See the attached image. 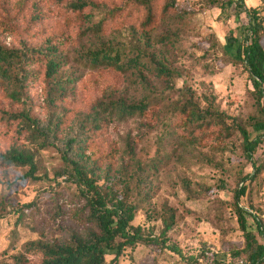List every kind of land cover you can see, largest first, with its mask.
Listing matches in <instances>:
<instances>
[{
	"label": "rangeland",
	"instance_id": "obj_1",
	"mask_svg": "<svg viewBox=\"0 0 264 264\" xmlns=\"http://www.w3.org/2000/svg\"><path fill=\"white\" fill-rule=\"evenodd\" d=\"M98 1L111 4L113 0ZM178 2L185 12L183 17L161 25L151 40L157 55L166 56L176 68L175 75L161 79L144 73L152 87L166 90L161 120L148 123L138 116L126 121L110 119L108 127L96 134V141L101 145L115 142L114 161L95 165L93 149L86 151L84 160L99 176V184L114 183L117 190H130L139 182L144 203L133 224L142 226L146 234L160 235L164 228L163 209L167 205L176 214L168 236L185 254L199 255L202 264H214L212 260L235 262L234 252L244 246V234L234 210L233 195L241 187L242 179L254 174L252 162L244 156L240 136L226 142L206 135L201 140L189 137L175 124L173 107L182 102L179 88L187 85L200 100L212 94L221 110L251 129V117H261L256 106L257 91L246 67L233 61L234 48L224 49L227 35L236 38V44L243 40L242 28L248 18L239 9L238 0ZM244 2L247 7L264 5V0ZM61 6L55 0H0V42L18 48L41 43L56 32L59 23L64 24ZM36 15L39 20L33 18ZM101 15L100 11L93 14L96 21ZM88 25L87 19L81 28L67 32L58 54L61 65L54 81L45 79L43 67H30L33 73L24 90V101L9 97L12 86L0 71V151L13 146L26 148L34 153L37 166L31 175L29 166L0 165V264H14L18 255L24 256L28 263H39L42 255L32 248L31 242L66 239L69 229L66 226L72 225L70 219L61 221L52 217V202L59 198L60 205L66 204L68 208L84 202L75 196L79 191L66 173L61 154L20 133L17 128L21 122L9 123L2 119L4 114L25 107L32 115L46 120L64 111L61 133L66 135L78 121L77 112L89 114L100 110L98 104L103 101H138L149 93L138 72L117 75L109 68L94 67L85 58L90 50L103 45H139L143 41L139 33L122 22L98 36L85 31ZM166 33L172 34L168 44L160 39L163 35L169 38ZM262 44L264 47V37ZM173 129L186 134L175 132L172 137ZM130 151L139 162L131 158ZM158 159H162L158 168L149 169V164ZM254 160L264 161V142L254 153ZM248 183V195L241 204L264 224V172ZM186 184L190 185L189 192ZM130 194L133 200L134 195ZM31 202L33 205L28 206ZM35 206L39 213L34 215ZM248 219L254 227L253 217ZM111 258L107 256V260ZM119 262L185 264L170 249L149 244L127 247Z\"/></svg>",
	"mask_w": 264,
	"mask_h": 264
},
{
	"label": "trees",
	"instance_id": "obj_2",
	"mask_svg": "<svg viewBox=\"0 0 264 264\" xmlns=\"http://www.w3.org/2000/svg\"><path fill=\"white\" fill-rule=\"evenodd\" d=\"M239 9L246 13L247 25L243 26V40L237 43L232 35L226 36L224 49L234 48L233 61L242 64L250 73L255 90L257 91L256 106L260 118L251 117V129L244 125L237 117L221 110L215 98L204 95L200 100L195 90L184 85L179 88L182 102L173 107L175 124L184 129L189 137L201 140L204 135L226 142L235 136L242 140L244 156L252 162L254 174L242 179L241 187L234 191V210L244 234V246L236 249L235 262L212 260L214 264H264V224L252 215L241 204L242 199L248 195L249 183L252 177L257 178L264 172V161L256 162L254 153L258 146L264 142V5L247 7L244 0H238ZM56 5H62L64 24L59 23L56 32L39 44L24 45L22 48L9 47L0 42V71L12 86L8 94L17 102L24 101L23 95L28 83L30 67L37 65L44 70L45 79L54 81L55 75L61 65L58 54L63 49L67 32L75 27H82L85 20L89 25L85 31L102 36L109 32L112 26L126 22L129 29L139 33L143 41L133 46L103 45L98 49L90 50L85 55L86 61L98 68H109L115 74H125L132 70L138 72L142 84L149 93L141 100L126 101L124 99L108 100L99 103L100 110L81 114L77 112L78 121L72 132L63 135L61 125L64 123L66 112L51 116L46 120L32 115L25 107L15 112H7L3 120L7 122H21L18 126L20 133L30 135L40 146L53 148L61 154L67 168V174L77 186V198L84 200L78 207L68 208L61 204L59 198L52 202V217L65 221L70 219L72 225L68 227V237L50 242L33 241L32 248L38 250L42 258L39 263H28L22 255L16 256L14 264H120L119 258L127 247L137 244L155 245L167 248L183 258L185 264H202L199 255L185 254L182 249L171 240L168 232L175 224V210L164 206V218L159 236L146 234L143 227L135 226L133 221L139 207L144 203L139 182L129 190H117L113 184H99V176L93 168L85 162L86 151L94 150L95 165L100 162H113L117 154L115 142L101 145L96 141V134L108 127L110 119L126 121L135 116L144 118L148 123H157L162 117V106L166 102V90L151 86L150 81L144 77L150 72L158 78H169L175 75L176 68L168 58L157 55V48L151 44L153 33L157 28L170 20H179L184 10L179 7L178 0H123L111 4L101 3L98 0H55ZM95 11L102 13L100 20H95ZM38 16H33L37 18ZM39 20V17L37 18ZM160 37L165 44L171 42L172 34ZM226 51V50H225ZM206 103V105L203 104ZM23 103V102H22ZM75 114V115H76ZM150 125V124H149ZM17 130V131H18ZM172 137L175 136L176 129ZM185 135L186 133L177 132ZM97 145V147H96ZM130 156L139 162L134 153ZM162 159L154 160L149 169L156 170ZM139 164V163H138ZM0 165L29 166L30 174L34 175L37 169L34 153L26 148L11 147L0 151ZM190 191V185L186 184ZM134 199L131 200V194ZM141 195V196H139ZM33 205V202L28 206ZM38 207H33V214L39 213ZM37 211V212H36ZM248 216L253 217L254 227L251 226ZM112 258L107 260V256ZM209 264V263H207Z\"/></svg>",
	"mask_w": 264,
	"mask_h": 264
}]
</instances>
